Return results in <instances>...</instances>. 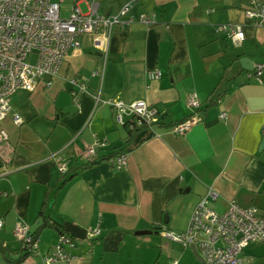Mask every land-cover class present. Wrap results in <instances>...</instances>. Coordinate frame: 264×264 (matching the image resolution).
Listing matches in <instances>:
<instances>
[{
    "label": "crops",
    "instance_id": "obj_1",
    "mask_svg": "<svg viewBox=\"0 0 264 264\" xmlns=\"http://www.w3.org/2000/svg\"><path fill=\"white\" fill-rule=\"evenodd\" d=\"M96 1L103 15L131 3L130 15L146 14L155 24L136 21L115 28L107 55L93 46L92 36H84L49 86L46 77L33 91L13 96L12 112L0 120V130L9 136L3 145L8 162L0 174V217L5 221L0 244L20 249L16 222L34 232L44 208L51 221L76 238L72 253L83 257L81 264H203L190 246L165 232L186 231L195 207L211 191L217 194L211 206L218 212L235 201L258 207L264 217V72L260 80L248 77L254 68L246 70L240 63L242 57L254 67L264 63V26L246 21L250 0ZM80 7L87 10L83 2ZM227 23L243 26L242 44L216 31ZM152 69L162 72L160 79H148ZM75 82L86 85L80 105L73 101ZM221 82L225 95L208 107ZM192 93L201 102L196 111L201 121L180 135L172 126L195 112L188 105ZM109 98L125 104L144 100L160 111L162 120L135 134L123 169L102 160L80 170L88 163L83 155L87 145L105 141L98 152L104 157L116 153L127 136L126 125L103 102ZM223 112L225 119L220 118ZM13 113L20 115L21 125L14 123ZM59 160L77 169V175L58 189ZM97 228L100 234L91 238ZM59 235L43 230L35 252L23 263L43 264ZM245 253L254 256V264H264L263 244H250ZM18 257L10 261L0 250V264H13Z\"/></svg>",
    "mask_w": 264,
    "mask_h": 264
},
{
    "label": "built area",
    "instance_id": "obj_2",
    "mask_svg": "<svg viewBox=\"0 0 264 264\" xmlns=\"http://www.w3.org/2000/svg\"><path fill=\"white\" fill-rule=\"evenodd\" d=\"M65 0H0V120L12 112L11 101L20 90L33 91L44 78L46 86L51 84L69 52L81 46L84 36H92V44L105 55L108 52L109 41L115 28H127L138 21L145 25L155 24L154 17L140 14L130 15L132 4L124 5L119 12L110 15L100 14L96 0H71L68 14L63 16L62 3ZM83 2L87 6L84 11L80 7ZM247 22L254 26H264V1L250 0L244 9ZM217 32H225L234 44L240 45L246 39L244 28L240 24L227 23L219 25ZM264 63L256 64L248 73V77L262 79ZM95 71V74H98ZM149 80H158L162 72L152 69L147 73ZM78 89L73 91V101L80 105L81 93L86 92L85 83L75 82ZM100 102V95L95 96ZM115 111L119 124L151 127L162 120L160 111L144 100L125 104L114 99H105ZM188 105L195 110L183 121L172 126L174 132L186 134L201 121L197 110L201 102L196 93L189 96ZM125 117H129L126 122ZM225 119L226 113L220 114ZM16 125L23 123L19 114L13 113ZM8 133L0 130V174L8 162L3 153V145L8 141ZM105 146V141L96 140L83 150L88 162L98 157L99 149ZM111 163L116 170H121L127 163L126 153H120L112 158ZM58 172L63 175L68 172V164L59 160ZM217 199V194L211 191L202 198L195 207L188 229L182 233L165 232V236L186 247L195 245L203 264H254V256L245 253L250 244L264 245V217L256 206L242 207L235 201L229 204L224 212L216 211L211 203ZM5 221L0 217V232ZM14 234L32 252H35L38 240L33 241L29 227L21 220L14 227ZM100 234V229H94L91 238ZM77 240L69 234H60L57 242L51 246L44 256L43 264H81L83 257L75 255L72 250L77 248ZM90 244V243H89ZM24 264V263H20ZM166 264H178L171 260Z\"/></svg>",
    "mask_w": 264,
    "mask_h": 264
},
{
    "label": "trees",
    "instance_id": "obj_3",
    "mask_svg": "<svg viewBox=\"0 0 264 264\" xmlns=\"http://www.w3.org/2000/svg\"><path fill=\"white\" fill-rule=\"evenodd\" d=\"M224 84H225V82H223V83L221 82L216 87V89L213 91V93L211 94V96L209 98L208 107L214 106L215 104H217V102L221 98H223V96L226 93V89H225ZM126 128H127V136L124 139V141L122 142V144L117 148L116 153H112V154H110L108 156H104V157H97L93 161H90L87 164L82 165L80 167V170L86 168L89 165L96 164L102 160L110 161L112 158L116 157L120 153H126L125 150L129 146V144H130L131 140L134 138L135 134L137 132H139L141 129L146 128V126H141V127L135 126L133 128H130V126L128 124H126ZM76 175H77V169L70 168L67 173L62 175L60 186H58L57 188L59 189L62 186L66 185L73 178H75ZM45 203H46V200H45ZM39 219H40L39 224H38L36 230L34 232H31L33 241L39 240L40 234L46 228H51V229L57 231L59 234H68L67 229L64 228L61 224H59L56 221L50 220L47 213H45L44 208L40 211ZM0 250L5 254L6 258L9 259L10 261L12 260L13 256L19 255V257L15 261H13V264L23 263L25 261V259L32 254L31 250L26 245H24L23 243H22L21 248L18 250H12L9 247L3 246L0 244Z\"/></svg>",
    "mask_w": 264,
    "mask_h": 264
},
{
    "label": "water",
    "instance_id": "obj_4",
    "mask_svg": "<svg viewBox=\"0 0 264 264\" xmlns=\"http://www.w3.org/2000/svg\"><path fill=\"white\" fill-rule=\"evenodd\" d=\"M240 63H241V65L244 67V69H246V70H252L253 68H254V63H253V61L250 59V58H248V57H242V58H240ZM262 149H264V139H263V142H262V144H261V150ZM146 232H148V231H138L137 233L138 234H143V233H146ZM191 247V249L193 250V252L199 257V259H200V256H199V253H198V251H197V248H196V246L195 245H191L190 246Z\"/></svg>",
    "mask_w": 264,
    "mask_h": 264
},
{
    "label": "rangeland",
    "instance_id": "obj_5",
    "mask_svg": "<svg viewBox=\"0 0 264 264\" xmlns=\"http://www.w3.org/2000/svg\"><path fill=\"white\" fill-rule=\"evenodd\" d=\"M68 0H65V3H62V6L65 8V6H68Z\"/></svg>",
    "mask_w": 264,
    "mask_h": 264
}]
</instances>
